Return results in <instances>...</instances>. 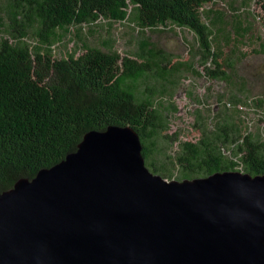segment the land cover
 <instances>
[{
	"label": "trees",
	"instance_id": "trees-1",
	"mask_svg": "<svg viewBox=\"0 0 264 264\" xmlns=\"http://www.w3.org/2000/svg\"><path fill=\"white\" fill-rule=\"evenodd\" d=\"M257 56L264 0H0V192L108 125L132 127L166 179L264 174V89L243 71ZM217 83L210 105L198 84ZM180 91L185 132L171 122Z\"/></svg>",
	"mask_w": 264,
	"mask_h": 264
},
{
	"label": "water",
	"instance_id": "water-1",
	"mask_svg": "<svg viewBox=\"0 0 264 264\" xmlns=\"http://www.w3.org/2000/svg\"><path fill=\"white\" fill-rule=\"evenodd\" d=\"M0 264H264V174L166 179L128 125L0 192Z\"/></svg>",
	"mask_w": 264,
	"mask_h": 264
},
{
	"label": "rangeland",
	"instance_id": "rangeland-1",
	"mask_svg": "<svg viewBox=\"0 0 264 264\" xmlns=\"http://www.w3.org/2000/svg\"><path fill=\"white\" fill-rule=\"evenodd\" d=\"M216 7H223V4H218ZM230 15V13H228ZM115 26V25H114ZM116 27V26H115ZM121 29H118L120 31ZM122 35V41L124 43H127L129 41V35L127 32H123ZM157 39L163 43L164 45L168 46L169 48L173 50H181V44L177 37L170 33H162L160 34ZM71 45V44H69ZM118 46L122 49H127L128 46L124 45L122 42L118 43ZM243 64V71L248 75V78L250 80V84L252 87V90H259L264 89V57L263 56H257L252 57L250 59H247L244 61ZM209 88H204L203 86L198 84V87L200 88L199 91L201 93H206L207 99L210 102V105L214 102V93L217 90H220L222 88L221 84H209ZM184 91H180V93L177 95L176 101L179 106V112L178 117L174 119L172 122V130L176 128H180L182 132L184 131V128L187 127L191 117L188 115V112H190L192 109H194V104L191 103V101L186 97H184ZM175 124V125H173ZM178 125V126H177ZM183 128V129H182Z\"/></svg>",
	"mask_w": 264,
	"mask_h": 264
}]
</instances>
